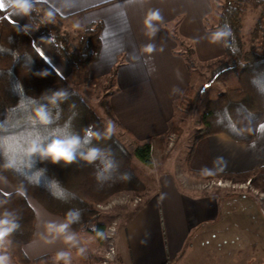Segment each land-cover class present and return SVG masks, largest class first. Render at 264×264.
Listing matches in <instances>:
<instances>
[{
	"label": "crops",
	"instance_id": "crops-1",
	"mask_svg": "<svg viewBox=\"0 0 264 264\" xmlns=\"http://www.w3.org/2000/svg\"><path fill=\"white\" fill-rule=\"evenodd\" d=\"M221 4L219 0H0V16L5 10L7 18L23 26L38 51L65 78L74 72L72 66L50 47L32 21L31 13L60 22L61 33L67 34L73 44L87 25L101 22L100 52L88 69L94 76L116 71L113 82L118 83L120 90L140 91L149 87L154 91L156 105L162 102L159 115L164 124L150 134L136 132L125 117L127 112H137L135 102L139 96L136 93L122 100L118 108L113 106L116 119L124 132L135 139V144L149 140L153 149L156 143L160 145L158 137L169 128L168 119L178 99L189 85L194 87L190 65L176 46V40L182 37L192 42L191 50L197 63L208 64L224 57L223 36L215 38V34L222 33L217 27ZM259 13L258 7L248 31L243 34L246 7L243 12L242 38L247 48L251 45V33ZM122 106L127 107V112H120ZM195 138L196 135L182 167L176 164L181 167L186 184L180 183L177 173L161 172L155 191L157 201L152 197L120 232L117 250L123 264H162L167 260L177 264L185 257L188 250L184 251V247L191 244L188 238L196 226L227 224L226 219L230 217L233 224L230 231L237 234L244 215L235 212L244 207L247 210L244 225L248 227L250 241H255L251 235L264 241V200L260 196L256 197L255 193L221 195V191L197 186L208 180L203 174L208 171L244 173L264 166V118L250 142L234 140L222 132ZM0 190L12 193L17 188L0 174ZM27 199L35 211V233L24 245L28 257L74 251L82 246L81 238L69 225L63 233L50 231V226L65 224V220L37 201ZM67 235L73 239L65 240ZM3 256L0 251V257ZM232 258L222 259L220 264L236 263ZM252 258L248 257L245 264H254Z\"/></svg>",
	"mask_w": 264,
	"mask_h": 264
},
{
	"label": "trees",
	"instance_id": "trees-1",
	"mask_svg": "<svg viewBox=\"0 0 264 264\" xmlns=\"http://www.w3.org/2000/svg\"><path fill=\"white\" fill-rule=\"evenodd\" d=\"M245 1L223 0L221 4L217 27L227 33L223 35L225 55L211 65L208 82L217 80L224 71L231 69L239 70L238 81L235 86L224 88L215 98L207 101L199 117L200 127L195 139L222 132L234 140L250 142L264 118V0H255L260 13L248 48L242 38ZM5 12L1 11L0 16V174L17 190L12 193L0 190V214L11 213L18 224L15 230L4 236L8 239L9 264H37L45 256L31 259L24 251V245L32 240L35 233V211L24 192L65 222L69 210H78L79 219L68 224L69 227L80 238L89 233L95 241L103 243L107 224L97 222L95 226L86 228L85 225L96 218V204L104 203L122 191L139 196L146 191V183L133 173L131 164L136 157L143 164L153 166L152 147L147 141L131 150L114 132L107 138L93 139L91 146L108 150L116 164L111 178L103 182H98L95 175L99 162L88 164L77 158L72 163H65L62 160H41L35 154L26 156L29 142L50 136L69 118L71 130L80 135L89 126L103 133L106 124L84 96L38 51L24 27L7 18ZM31 18L39 22L47 43L72 66L75 73L80 74L98 58L101 22L87 25L77 43L73 44L67 34L41 24L33 12ZM189 53L191 55L192 50ZM188 64L192 66L191 60ZM59 89L67 90L70 95L59 105V109L51 110V123H34L32 110L45 102L42 100L44 95ZM197 101V92L189 85L177 105L193 108ZM174 131L182 133L178 126H170L158 137L162 148ZM9 160L14 162L13 167L5 166ZM255 173H259L264 182V166L244 173L208 171L203 174L207 179H245ZM50 181L58 182V186L65 190L64 198L53 194ZM85 252L84 246L75 250L80 264H90ZM170 263L167 260L162 264ZM120 264H123L122 260Z\"/></svg>",
	"mask_w": 264,
	"mask_h": 264
},
{
	"label": "rangeland",
	"instance_id": "rangeland-1",
	"mask_svg": "<svg viewBox=\"0 0 264 264\" xmlns=\"http://www.w3.org/2000/svg\"><path fill=\"white\" fill-rule=\"evenodd\" d=\"M219 1L223 3V0ZM245 7V28L243 34L248 31L249 24L252 22L251 19L255 9H258V5L255 0H246ZM34 15L40 19L42 22L41 24L61 33L58 26L60 22H56V20H45L43 16L37 13H34ZM32 21L34 22V20ZM34 23L39 28V22ZM176 46L184 53L183 56L186 61L189 63L191 60L192 62L190 73L193 80L192 83L198 95V101L193 108H187L185 106L180 107L177 104L174 106L173 115L169 117L168 124L169 127L178 126L182 129V133H178L177 131L172 132L170 134L171 139H167L163 148L157 143L154 145L152 149L153 166L143 164L136 157L132 159L131 169L133 173L146 183V191L140 196L132 192L122 191L110 197L108 201L96 204V209L98 210L96 218L89 221L85 225V228L95 226L97 222H105L107 227L105 231V241L103 243L95 241L89 233L85 234V238H81V244L86 249L85 253L89 256L88 261L90 264H120L121 260L117 250L119 234L127 226L130 219H132L144 205L151 201L152 197H155L153 201H157V194L155 191L158 189V176L161 172L170 171L173 175L177 173L180 176V183L186 184V177L182 174V169L180 170V168L184 164L190 146H192L194 136L197 135L199 131V117L207 101L215 98L218 92L224 88L237 84L238 69L224 71L217 80L208 82L211 65H214L216 61L208 64L202 62L197 63L193 55L194 51H192L191 55L189 53L193 44L185 38H178L176 40ZM116 77V71H113L109 75L94 76L92 71L87 67L83 69L80 74L73 72L66 79L84 96L89 105L100 115L105 124H111L112 132L118 135V137L133 150L135 145L147 141H138L135 144L133 141L135 139L130 138L127 132H124V128L116 119L113 106L118 108L122 100L126 101L128 97L136 93V96H139L135 102V109L137 112L128 113L127 107L125 106L120 107V112H127L125 113V117L128 121V125L132 126L136 132L150 134L156 130H160L164 124L160 119L162 115H159V112L163 109L161 106L162 102H160L159 106L156 105L153 99L154 91L149 87L140 89V91L120 90L118 88V83L113 82ZM176 164H179L181 167H178ZM207 185H211V187ZM197 186L201 187V189H209L215 192L221 191V195H253L255 193L254 195L256 197L260 196L264 200V182L262 181V177L259 176V173L251 175V178L241 180H227L223 178L203 180L201 183L199 182ZM24 195L26 198L28 197L33 201H37L26 192H24ZM235 213L241 216L244 215L242 219L243 225L240 223L237 234L231 233L230 231L233 227L230 217L226 219L227 224L219 223V225L212 227L198 225L189 235L188 242L191 244H189L188 248L187 245L184 247V251L188 250L185 257L177 264H220V260H230L232 257H236V259L232 258L236 260V263L233 264H245L247 258L251 256H253L252 260L254 259V264H262V258L264 257V241L261 239L257 240V235H251L255 241H250L249 234H247L248 227L246 228L244 225L245 216L247 215L245 207L237 210ZM207 223L211 224L209 222ZM248 244L250 249H248ZM0 251H3V257L6 258L4 264H9L10 259L7 256L8 239L6 237L0 238ZM134 252L135 250H133V255ZM61 253H64V255L60 256V253L44 255L45 257L43 260L37 264H80L75 250H68L67 252L64 251ZM134 257H137V254H135Z\"/></svg>",
	"mask_w": 264,
	"mask_h": 264
},
{
	"label": "clouds",
	"instance_id": "clouds-1",
	"mask_svg": "<svg viewBox=\"0 0 264 264\" xmlns=\"http://www.w3.org/2000/svg\"><path fill=\"white\" fill-rule=\"evenodd\" d=\"M16 7L24 8V5H15ZM227 33H217L215 38L226 35ZM69 92L65 89L52 91L42 97L44 103L39 104L32 110L31 119L33 122H39L43 125L51 123L53 108L59 109V105L68 99ZM112 134L111 124L106 125L103 133L94 131L91 126L83 129V135L77 134L71 130V118L65 121L62 127L54 129L50 136L35 139L29 142L25 149L26 156H38L39 159H50L52 161H64L65 163H72L77 158L85 161L88 164L99 162L96 179L98 182H103L111 178V173L115 169L116 164L108 150L101 149L97 146H91L92 140H100L107 138ZM34 163V161H32ZM14 162L9 160L5 164L6 167H13ZM50 186L54 188L53 194L58 198H64L65 190L58 186V182L50 181ZM80 213L78 210H69L67 213L65 224L51 227L50 231L56 233H63L68 224L79 219ZM18 227L14 217L9 212L0 214V238L7 236ZM71 235L65 236V240H72ZM63 256L64 253H60ZM5 257H0V264H4Z\"/></svg>",
	"mask_w": 264,
	"mask_h": 264
},
{
	"label": "built area",
	"instance_id": "built-area-1",
	"mask_svg": "<svg viewBox=\"0 0 264 264\" xmlns=\"http://www.w3.org/2000/svg\"><path fill=\"white\" fill-rule=\"evenodd\" d=\"M207 186L211 187V185H207ZM138 198H139V197H138Z\"/></svg>",
	"mask_w": 264,
	"mask_h": 264
}]
</instances>
